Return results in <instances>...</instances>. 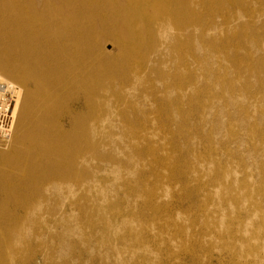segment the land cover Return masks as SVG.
Returning a JSON list of instances; mask_svg holds the SVG:
<instances>
[{
	"label": "bare ground",
	"instance_id": "bare-ground-1",
	"mask_svg": "<svg viewBox=\"0 0 264 264\" xmlns=\"http://www.w3.org/2000/svg\"><path fill=\"white\" fill-rule=\"evenodd\" d=\"M224 1H226V2L228 1V5H229L228 7L231 8V10L229 9L231 11V13L228 15L221 13V15L219 16L220 11L222 9L224 10V7H225V6H223ZM226 2H224L225 5L227 4ZM229 10H227V12H230ZM224 12H226V11H224ZM206 13L210 14L209 16L214 15V14H215V16L218 15V17L221 19H218L217 16H216L217 17L216 19L221 20V23L218 24L220 21H218V23H216L215 18H213V19L211 18L212 20H210L209 16H208V18L206 17L207 19L206 18L205 19L207 21L209 20L210 22L204 23V20H205L204 17L206 16L205 15ZM203 15H205V16H203ZM215 16H213V17H215ZM253 21L255 22L254 23L255 25H256V23H260V24H262L261 27L264 28V0H0V79L3 82L20 83L18 85H21L20 88H22V91H21L22 95L20 96L21 98H18L16 105H15V108H14V115L16 117V127H17L16 135L13 138V141H12L10 147H8L5 150L0 151V158H1V165H0V245H3L7 249V251L11 252L12 250H14L15 255L18 257L21 254L20 250H22V249L24 250L25 247H29L34 241L35 242L41 241L42 239L45 238V236L47 234H48V237L51 238V236H49V234H53L55 231L57 232V230L58 229L60 230L61 228L63 229L62 230L63 232H64V230L67 231L68 233L71 232V230H74V229L72 228L71 225H69V222H70L69 220L74 218V217L80 218L81 216H84L87 214H89L90 217L92 216L91 218L96 219L94 221L101 223L102 230H107L108 234L110 233L109 231H115V232L120 231L118 233H121L123 231V233L125 234L124 230H126L128 232H132L135 229L139 230L140 224L137 223V221L136 222L132 221L133 218L131 220L132 216L129 218V215L131 214V208H134L133 205H135L138 202V199L143 198L142 194L144 192L140 191L141 193H136V192L132 193L133 192L132 191L131 193L134 196L131 197L132 199H130V200L128 199L129 200L128 203L126 202V204H128V205L126 208L124 207V209H123L122 207L119 208L118 207L119 205L118 206L111 205V199H110V197L107 198V194L105 192L106 190L103 191L104 189L103 190L101 189V185L103 186L102 182L104 181V179L101 177V175L103 173V168L106 165H108L112 169V173L114 175L116 183L118 180L121 179V176H122V173L124 170L129 174L130 177H132V178L135 177L138 179V176H137V169L138 168H136L137 167V161L135 159L136 156H138V155L135 151H136V149L140 150V147L137 146V148H136L137 144L134 145V143H136L135 142L136 140L134 138V133H133L134 130H132L133 128H131L132 132H129L130 130L129 131L126 130V129H128L127 125L129 123H131V115L139 107V106L137 107L136 104L134 103V101H136V98H137V94H135L136 93V91H135L136 86L139 85L142 88L143 87L142 85L144 83L146 85V83H148V81L150 82L149 78L152 77V74L154 76V74L156 75V73H158L159 75H162L164 78H166V80L168 79V83H170V84H167V83L166 84L171 85L172 83H171V81L169 82V79L170 78L172 79L173 77L176 79V77H177L176 73L179 70H181V68L186 67L185 66V64H186L185 56H187V58H186L187 63L189 62L188 61L189 56L186 55L187 53H185V56H184L185 47L188 49H191L193 51V52H191V51H189V52L192 53V55H190L191 56L190 62L191 63L193 62L192 68L194 70V65H196L195 66V68H196L197 64L199 62V57L196 54V52L198 50L203 51L202 56H204V52H206L208 50V49L206 50L205 47L208 48L212 44V43L211 44L209 43L210 40H208V43L210 44L209 46L207 44V41L205 42V40H207L208 36H210L214 33H217V32H227V33L230 32L229 35H231V36H229V37H235L236 32H232L233 30L238 31V32L241 31L242 33L245 31L247 32V30H249L251 28L250 24ZM234 24H237L239 26L237 27V25H234ZM233 25L237 28V30L235 28H232V27H234ZM252 25H253V23H252ZM257 26H259V25H256V27ZM260 28H258V30L256 28H254V30L256 29L257 31H259ZM251 30L252 29H250V31ZM249 33H251L250 35L252 36V34L254 32H249ZM254 34H256V33H254ZM258 34H259V32H258ZM215 36L217 37V35H215ZM223 36L225 37V35H223ZM242 36H239V37H242ZM256 36H257V34H256ZM237 37L238 36H236V39H237ZM248 37H250V36L248 35ZM262 37H263V35H262ZM212 38L213 37L211 36V39ZM243 38H244V36H243ZM217 39H216V41H217ZM229 39L228 40L226 39V42L231 41ZM247 39L248 38H246V40ZM255 39H256V37H255ZM220 40L222 41V38ZM218 41H219V39H218ZM223 41H225V40L223 39ZM223 41L219 42V43L223 44ZM233 41H235V40H233ZM239 41L241 42L240 39H239ZM257 41L259 42V39ZM204 42L207 44L208 47L205 46L206 44ZM215 42L213 43V45L215 44ZM240 42H239V44H241ZM245 42L246 43L248 42V44H249V42H252V41L250 40V41H245ZM253 42H254V40H253ZM246 43H244V44H246ZM216 44L218 45V42ZM229 44H231V43H229ZM239 44H238V46H239ZM248 44H246V45H248ZM250 44H252V43H250ZM254 44H256V46H255L256 48L254 51H252L251 49L247 50L248 48L246 47V50L249 51L250 54H251V51L253 53H256L255 52L256 50L258 52H260V51L264 52V46L263 45H261L260 43L257 44L256 42H254ZM107 45L108 46L110 45L112 47V51H109V52L105 51V46H107ZM226 45H224V47ZM216 46H214V47H216ZM219 46H222V45L219 44ZM252 47L253 46H251V48ZM212 48H210L208 50V53H210L209 51ZM249 48H250V45H249ZM114 50H116V53L114 52ZM142 50H144L146 52V54L144 53V56H142V59H140V61L142 60L143 66L140 67L141 68L140 70L133 71L132 66L136 62V60L138 59L140 53L142 54ZM219 50L220 49H218L217 51H219ZM222 50L220 52L223 53L224 51H222ZM225 51H226V49H225ZM234 51L237 52V50H235V49H234ZM234 51H233V55L235 53ZM186 52H187V50H186ZM211 53L213 54L212 51H211ZM246 53H248V52H246ZM253 53L251 54L252 57H254L253 55H255ZM248 54H247V56H249ZM210 55L211 54H209L208 57H210ZM225 55H224V57H225ZM235 55H236V53H235ZM237 55H238V53H237ZM261 55H260V57H261ZM206 56L207 55L205 53L206 61H204V62H206V68H207V64L209 62V59L216 57L217 54H216V56L214 55V57L211 56L212 58L210 57L209 59ZM218 56L219 57L215 58L217 64H218L217 60L222 58L221 56H223V55H221V56L218 55ZM263 56L264 55H262V57ZM244 57H245V55H244ZM244 57H243V59L245 61L248 60V59H245L246 57L245 58ZM256 57L259 58L258 56H256ZM262 57H261V59H262ZM228 58H230L229 54H228L227 59ZM241 58L239 59L240 61L243 60ZM200 59H202V58H200ZM259 59H257V60H259ZM261 59H260V61H261ZM222 60H224V59L222 58L221 61ZM226 60L223 62H226ZM249 60L252 61V59H249ZM263 60H264V58H263ZM140 61H139V63H140ZM254 61H255V58H254ZM260 61H259V63H258V61L253 62V66H256L255 63H258L260 65ZM229 62H230V60H229ZM229 62H226V64ZM236 63H239V62H236ZM242 63H243V61H242ZM247 63L249 64L248 61H247ZM203 64L204 63L202 61V64L200 63V67H202V69H203V67L205 68V66H204L205 64L204 65ZM210 64L212 65V61ZM210 64H209V66H210ZM226 64H222V65L223 66L225 65V67L227 68ZM261 64H263V62ZM201 65H203V66H201ZM231 65H233V64H230L229 66L231 67ZM250 65H249V67L251 68V70L254 68L255 69L258 68V65L256 67H253ZM219 66H220L219 64L216 65L215 69H217V67H219ZM211 67H210V69H211ZM238 67H236V68L239 69ZM243 67H245V66H241V68H243ZM262 67H263V65H262ZM136 68H135V70H137ZM192 68H190V69L192 70ZM246 68H247V66H246ZM263 68H261V69H263ZM196 69H199V68H196ZM212 69H214V67H212ZM222 69H223V67H222ZM184 70H186V69H184ZM200 70H201V68L199 69V71ZM227 70H228V68H227ZM227 70L226 71L224 70V71L227 72ZM251 70L249 69V71H251ZM256 70H255V72H256ZM187 71H188V68H187ZM245 71H248V70H245ZM252 71H254V70H252ZM192 72H194V71H192ZM192 72L190 71L191 74H193ZM196 72H197V70L195 71V74H196ZM204 72H208V70H206V71L204 70ZM204 72H202V73H204ZM222 72H223V70H222ZM258 72L260 73L261 71H257V73ZM179 73L181 74V72H179ZM219 73L218 74L221 75V72H219ZM228 73L229 72H227V74ZM248 73L250 74V72H248ZM248 73H245V74L249 75ZM180 74H179V76H180ZM204 74H202V76H200L201 74H199L198 76H200V78L202 77L204 79L205 78V77H203ZM215 74H216V72H215ZM182 75L183 74H181V76ZM184 75H185V77L187 76L186 74H184ZM192 76H189V78L191 77V78H193V80H194V76L197 77L196 75H194L193 77ZM209 76H210V74H209ZM231 76H233V75H231ZM241 77H242V75H241ZM159 78H162V77H159ZM182 78H184V77L182 76ZM182 78L180 77V79H181L180 82L182 81ZM228 78H230V77H228ZM228 78H227V80H229ZM231 78L233 79L234 77H231ZM249 78H250V76H249ZM162 79H161V81H163V83H164V81H166V80L165 79L162 80ZM203 79H201V80H203ZM216 79L214 78V80H216ZM232 79H231V81H227V80H225V81H227L228 83L229 82L234 83V82H237L240 79V77L238 78V80L233 79V81H232ZM241 79H240L241 83L239 81L238 82L240 84H243L245 82L244 81L245 78L243 80H241ZM193 80H192V82L194 83L195 80L194 81ZM201 80H199V81H201ZM174 81H172V82H174ZM220 81H221V79H220ZM225 81H222V82H225ZM242 81H244V82L242 83ZM152 82H153V80H152ZM181 83L183 86L184 82H181ZM181 83H178V84H181ZM197 83H199V82L197 81ZM205 83H206V85L207 84L209 85V83H207V82H205ZM233 83H229V84H233ZM239 83L237 85H240ZM140 84H142V85H140ZM148 84H149L148 87H150L152 85V83H151V85H150V83H148ZM175 84L176 83L174 82V85ZM195 84H196V81L194 84L191 85L192 87H190L188 84H185V85H188L190 88H192L191 90H193V85H195ZM220 84H218V86ZM30 85H32V87H33L32 89H29ZM202 85H199V87H201ZM223 85H225V84L223 83ZM226 85H228V84H226ZM237 85H236V87H237ZM146 86H145V88L147 89ZM171 86H173V84ZM211 86H213V85H211ZM240 86H242V85H240ZM243 86H244V84H243ZM179 87H180V85H179ZM223 87L224 86H222V88ZM229 87L230 88H228V89H226V87H225V90L227 91L225 93H227V94H226V97H225V94H223L225 97V98H223V101H222V102H224L223 108H225V109H228V107L229 108L230 107H236L237 108L241 104H243L244 100H245V95H244L245 93H240V92H242V89L244 90V92L245 91L247 92L248 88L245 90L244 88L240 87L241 91L238 88L237 94H234L233 90H235V92H236L237 88L232 90L233 86L232 87L229 86ZM169 88H170V86H169ZM169 88H168V91L170 94H172L170 92L171 88H170V90H169ZM185 88H186V86H185ZM203 88H206V87H203ZM178 89H176V90H178ZM210 89L211 88H209V90ZM213 89L214 90L219 89V91H224V89L222 90L221 88H217V86L215 88L213 87L212 91H213ZM141 90H143V89H141ZM148 90H150V88H148ZM186 90H181V92H179V90H178V92L182 93ZM195 90H196L195 91L196 94H198L197 93L198 89H195ZM205 90L207 91L208 88H206ZM164 91H166V89ZM164 91H163V93H164ZM206 91L203 92L201 89V92H202L201 94L202 95H203V93L205 94ZM142 92H144V90ZM167 92H165V93L167 94ZM178 92L176 93V95L178 94ZM187 92H188V90H187ZM192 92L194 93V90ZM238 93H240V94H238ZM184 94H186V92ZM184 94H183L182 98L185 96ZM187 94H190V93H187ZM194 94H193V96H194ZM214 94H216V92L213 93V95L206 93L205 97H206V95H208V96L210 95V98H212L213 96H215ZM216 95L218 97L221 94L219 93ZM152 96L153 95H151L150 98ZM144 97L148 98L149 94L147 96L144 95ZM188 97H187V100H188ZM195 97H196V95H195ZM202 97H204V95ZM217 97H213V98L215 99ZM246 97H247V94H246ZM146 98H144V99H146ZM173 98L174 97H171L170 99H172L175 102V98L174 99ZM194 98H192V100ZM140 99H142V98H140ZM148 99L145 100V102H147ZM170 99H168V100H170ZM179 99H180V96H179ZM183 99H182V101H183ZM214 99H211V100H214ZM219 99H222V96H221V98L219 97ZM162 100L166 101V103H168L166 98H165V100L164 99H162ZM172 100H170V101H172ZM177 100H178V98H177ZM187 100H186V102H187ZM189 100H190V97H189ZM192 100H190V101H192ZM214 101H216V100H214ZM218 101L221 103V100H218ZM140 102L142 103L141 100H140ZM263 102H264V100H263ZM141 103L139 104L140 106H141ZM147 103H149V101ZM171 103H173V102H171ZM192 103L194 105L197 104L196 106H198V103H195L193 101H192ZM210 103L212 104L211 101H210ZM210 103H209V105H210ZM143 104H145V103H143ZM168 104H167V106H168ZM181 104H182V102H181ZM189 104H191V103L189 102ZM193 104H192V107H193ZM213 104L215 105V102ZM216 104H217V106L219 105L218 102ZM261 104H263V103H261ZM177 105H180V104L177 103ZM184 105H186V103ZM187 105H188V103H187ZM164 106H163V104H162V106L160 105V107H162V108H164ZM180 106L182 107V105H180ZM220 106L221 105H219L218 107H220ZM261 106H259V107L261 108ZM147 107H148V105H147ZM218 107H216V108H218ZM262 107L264 108V106H262ZM141 108L142 109L146 108V105H145V107L141 106L138 109L139 112H141L140 111ZM201 108H202V106H201ZM212 108L213 107H211V109ZM244 108H245V104H244ZM171 109L172 108H170V109L168 108L167 110L171 111ZM174 109H176V108H174ZM177 109H179V108H177ZM214 109H215V106L212 110L215 112L216 109L215 110ZM219 109H221V108H219ZM205 110H207V109L205 108ZM238 110H240V109H238ZM176 111L178 114V112L180 110L179 111L176 110ZM203 111H204V109L202 110V113H203ZM212 111H210V112H212ZM225 111H229V110H225ZM241 111H242V109H241ZM245 111H246V109H245ZM144 112H145V110H144ZM198 112H200V111H198ZM232 112H234V111H232ZM183 113H187V112L184 111ZM183 113H180L179 117H181V114L183 115ZM192 113H195V110H192ZM189 114L190 113H188V115L185 114V115H187V117H185V118H188ZM205 114H207V113H205ZM216 114H217V111H216ZM216 114H214V115L216 116ZM245 114H246L245 116L247 118V116H248L247 111ZM228 115H230V114H228ZM201 116H203V115L200 114V117ZM211 116H212V114H211ZM236 116H237V114H236ZM205 117H206V115H205ZM63 118L64 119L66 118V119L63 120L65 122L63 123L62 126H53L51 124L52 122L61 120ZM214 119H216V118H214ZM116 120L119 121V125L121 124L120 125V126H122L121 128L116 126L117 125ZM206 120H207V117L204 120V122ZM242 121H243V119H242ZM187 122H185V123H187ZM181 125H180V127H181ZM185 126H186V124H185ZM185 126H184V129H185ZM251 126H252V124H251ZM28 128H30V130L35 133L34 140H29L27 138V133H28L27 129ZM182 128H183V126L181 127V129ZM115 129H116V131L118 129V131H120V132L123 131V132H121L120 135L114 134V135L108 136V142H107L106 134L107 133L111 134V132L114 131ZM184 129H182V130H184ZM124 130L127 133L128 132L133 133L131 135L127 134L130 137L129 140L133 144L131 142L129 144H127V143L125 144V146L123 148L124 151L126 152L125 160H119L118 156L123 153L122 149L120 148L119 139H122V136H126V132H124ZM252 130H253V128H252ZM255 130H257V128H255ZM108 131H110V132H108ZM245 131H246L247 135H248V133L252 134L251 132L255 133V131H251V129H250V132H248L247 130H245ZM260 131H262V134H264L263 130H260ZM219 132H220V130H219ZM256 132H258V131H256ZM256 134H259V133H256ZM235 136L233 135L231 138L233 139V137L235 138ZM255 136L259 137V135H255ZM260 136H263V135H260ZM249 137H250V139H252L251 136H249ZM257 137H255V138L257 139ZM255 138H253V139H255ZM236 139H237V137H236ZM261 139H262V137L259 138V140H261ZM28 140L30 141L29 147H25L26 142ZM133 140H135V141H133ZM145 140H146V138H145ZM239 140L240 139L238 137V141H236V144H237V142H240ZM244 142L245 141H243V143ZM262 144H264V143H262ZM240 145L242 146L243 144H240ZM238 148H240V147H238ZM241 148H243V147H241ZM254 148L256 149L257 147H254ZM254 148H253V150H255ZM139 150H138V153H139ZM263 150H264V147H263ZM250 151H252V149ZM215 156L217 157V155H215ZM201 159H203V157ZM216 160L218 161V159H216V158L213 161L216 162ZM209 163L206 162L205 164L209 165ZM211 163H213L212 160H211ZM219 163H215V165L216 164L219 165ZM208 165H206L207 170H208V168H207ZM211 165L213 167L214 163ZM211 165H210V169H211V171H213V169L211 168ZM217 165L214 168H217ZM255 165L256 164L254 163V167H255ZM7 166H10V167H7ZM260 167H257L258 170ZM7 168L8 169L11 168V169L7 170ZM14 170H15V172L18 171L20 173V175H15V173L13 172ZM222 170H224V169H222ZM230 170L232 171L234 169L230 168ZM226 171H229V170H226ZM231 171L226 172L225 174L223 173L224 176H222V178L224 180L231 178V180H232L233 179L232 175L234 176L233 173L236 171V169H235V171H232V172ZM237 171H238V168H237ZM236 172H235L234 178L239 179V178H237L238 175L236 176V174H238V172L237 173ZM261 172H264V170L262 171V169H261ZM110 173H111V170H110ZM220 173H215V174H220ZM139 176H140V174H139ZM216 177H218V176L215 175V179H216ZM122 180L123 179H121V181ZM250 180H249V182H251ZM129 181H131V180H129ZM129 181H127V182H129ZM134 181H136V179H134ZM216 181L218 183L219 179ZM226 181H228V184H229V180H226ZM232 181H234V180H232ZM232 181H231V183H232ZM245 181H247V180H245ZM43 182H47V183L44 184ZM214 182H215V180H214ZM135 183H132V184H135ZM141 183H142V181H141ZM223 183H225V182H223ZM242 183H243V181H242ZM132 184H131V186H132ZM212 184H214V183H212ZM215 184L212 187H214L213 190H215L216 189L215 187H217V190H216L217 192L216 191L215 192L217 193V196L219 197V198L217 197L219 200L216 199V201L218 200L220 202L222 200V206H223V205H225V204H223L224 203L223 199L226 198L227 194L232 193L233 190H229L226 187L227 183L225 186L222 184L221 181L218 183V185L216 184L217 186ZM233 184H236V182ZM245 184L248 185L247 182ZM128 185H130V183ZM232 186H234V185H232ZM232 186L230 185L229 187H231V189H232ZM236 186L237 187L239 186L238 181H237V184L235 185V187H233V188L236 189L237 188ZM141 187H143V186H141ZM249 187L251 188L250 185H249ZM249 187H248V189L246 187L247 191L250 189ZM127 188H129V187H127ZM127 188H126V190H128ZM135 191L139 192V188H137ZM237 191H238V188H237ZM242 191H244V190H241V192ZM250 191L255 194V192H253L251 189H250ZM45 192L49 193V195H45ZM215 192H214V194L216 195ZM233 192H236V191H233ZM244 192H246V191H244ZM94 193L96 194L95 198L92 200L89 199L91 194L94 195ZM107 193H109V192L107 191ZM156 193H158V192H156ZM164 193H165V191H164ZM104 194H106V196ZM145 194L147 195L146 198L142 199V201L144 202V206H141V207H144L146 209L147 208H153L154 209V205H153L151 198L153 199V197H154L153 195H155V193L152 195L151 194L149 195L148 193H145ZM239 194H240V192H239ZM239 194H238V197L240 196ZM242 194H244V193H242ZM129 195H131V194H129ZM231 195H233V194H231ZM257 195H258L257 199L262 197V196H260L261 193H260V195L259 194H257ZM257 195H255V196H257ZM159 196H160V194H159ZM229 196L230 195L227 196L228 200H229ZM234 196H235V193H234ZM92 197H94V196H92ZM163 197H165V195ZM236 197H237V193H236ZM242 197H241V199H242L241 202L243 200L245 202H248L252 199V198L250 199V197H253V194H252V196L249 194H246L245 196H242ZM159 199L160 198L158 197V200ZM161 199H163V198L161 197ZM255 199H256V197H255ZM228 200H226V201L228 202ZM253 200H254V198H253ZM253 200H251V201H253ZM218 201H217V203H219ZM139 203H141V202L139 201ZM255 203L257 204V202H255ZM216 204H215V207H217L220 203L217 204V206H216ZM238 204H239L238 206H241L242 204H244V206L247 205V203H242V204L238 203ZM262 204H264V203H262V200H261V205ZM141 205H143V203ZM232 206H233V208H235L236 207L235 203H233V201L230 203L228 202V207L231 208ZM262 206H264V205H262ZM262 206H260V207H262ZM138 207H140V204H138ZM218 207L215 209H219ZM228 207H224L225 210H221L222 214L219 213L220 215L217 213L218 211L216 212V210L214 209L215 212L217 213V215L219 216V218L217 220H215L214 225H213L214 226L213 230L215 229L214 232L215 231L217 233L223 232L225 235L230 236L233 234V230H232V228H230L231 227V225H229L230 222L228 223V221H229L228 219H231V218H229L230 215L227 213H229L233 209L232 208H231V210L229 209L230 211L226 210ZM252 207L255 208L257 206L255 204H253ZM144 208H143V210H145ZM259 208L257 207L255 209H252L253 212L252 213L249 212V214H248L246 211L249 208L246 207L245 208L246 211L245 210H243V211H245L248 214V216H247V214L246 215L244 214L246 219L243 217L244 220L239 222V225H237L238 226L237 228H234V229H237L236 233L239 235V239H237L236 241H237V245L241 249H243L244 245H248V243L250 241H252L251 235L255 231V224L256 223H257V225L258 224H261V225L264 224V212L262 211L264 208L263 207H262L263 209L261 208L262 209L261 211L263 213L259 210ZM155 209H158V208L155 207ZM220 209H221V207H220ZM222 209H223V207H222ZM140 210H141V208H140ZM140 210L138 211V213L140 212ZM238 210H239V208H238ZM225 211H228V212L226 213ZM235 211H237V210H235ZM241 211H239V212H241ZM132 212L135 213L136 211L133 210ZM216 213L214 215H216ZM135 214H137V213H135ZM230 214H232V212ZM235 214L237 217L239 216L235 212L231 217H234ZM140 215H138V216H140ZM142 215H143V213H142ZM180 215H181V213H180ZM138 216L135 217L137 220H138ZM177 217H180V216H177ZM143 218H144V215H143L142 219ZM243 218H241V219H243ZM88 219L89 218L87 215L86 220L87 221L91 220V219H89V220ZM86 220H84V221H86ZM139 220L141 221L140 218H139ZM84 221H82V223H84ZM212 221H214V219H212ZM77 223H79V221H77ZM89 223L91 224L90 221H89ZM80 224L81 223H79L78 227L81 229ZM73 225H75V224L73 223ZM84 225L85 224H83V226ZM93 225L95 226L94 223H93ZM210 225L212 226V224H208L207 227H209ZM136 226H138L139 228L138 227L136 228ZM235 226H236V224L234 225V227ZM78 227L76 229H78ZM258 228H261V227L258 226ZM261 229L264 231L263 227ZM261 229H259V230H261ZM209 230H210V227H209ZM137 232H136V234H137ZM211 232H212V230H211ZM166 233H168V232H166ZM71 234L73 235V233H71ZM79 234H81V232L80 233L78 232V236H79ZM115 234H117V233H115ZM212 234H213V232H212ZM75 235L76 234H74L73 236H75ZM104 235H105V233H104ZM125 235H123V236H125ZM214 235H216V233ZM214 235H211V237L208 236V238H211V240H212ZM81 236H79V237H81ZM133 236H131V238ZM104 237H106V236H104ZM107 237H108V235H107ZM111 237H110V241H111ZM214 237H217V236H214ZM222 237H223V235H222ZM118 238H119V240L121 239L120 237H118ZM228 238H230V237H228ZM54 239H57V238L55 237ZM105 239L106 238H104V240ZM123 239H125V237L122 238V240ZM219 239L217 241H220ZM224 239H225V237H224ZM263 239H262V241H263ZM172 240H174V239H172ZM221 240H222V238H221ZM231 240H229V242ZM253 240L256 241V238ZM259 240L260 239H258L257 242H260ZM60 241H58V242H60ZM123 241L125 242V240H123ZM217 241H215V244L217 243ZM61 242H60V244H61ZM105 242L106 241H104L103 243H105ZM175 242H176V240H175ZM260 243H259V245H260ZM228 244H230V243H228ZM232 246H233V244H232ZM262 246H263L262 248L260 247L261 248V256L255 262L256 264H264V244ZM219 249H221V248H219ZM224 250H225L224 248L221 249V251H223V252H224ZM218 252H220V250H218ZM258 252H259V250H258ZM30 254H32V253H30ZM257 255H259V253L256 254V256ZM11 256H12V254H11ZM30 256H32V255H30ZM17 260H18V258H17ZM12 261H14V260H12ZM14 262H16V261H14ZM5 263H6V260H2V257H0V264H5ZM10 263H12V262H10ZM18 263L20 264V262H17L16 264H18ZM21 264H22V262H21Z\"/></svg>",
	"mask_w": 264,
	"mask_h": 264
},
{
	"label": "rangeland",
	"instance_id": "rangeland-1",
	"mask_svg": "<svg viewBox=\"0 0 264 264\" xmlns=\"http://www.w3.org/2000/svg\"><path fill=\"white\" fill-rule=\"evenodd\" d=\"M224 2H226V1H224ZM224 2H223V4H224L223 6H225L224 10L222 9L223 11L222 10L220 11L219 16L221 15V13L222 14L224 13L227 15L231 13V11H230L231 8L228 7L229 6L228 1L226 2L227 3L226 5ZM225 8L227 10L230 9L229 10L230 12H227V10ZM224 11H226V12H224ZM205 15H203V16H205L204 19L206 17L208 18V16L210 14L206 13ZM213 16H215V14L209 16V19L212 20L213 18H215L216 23H218V21H220L218 23V24H220L221 20H218V19H221V18H219L218 15H216L218 17V19H216L217 18L216 16L215 17H213ZM205 20H204V23L210 22L209 20L208 21L207 20L205 21ZM254 21L252 22L253 25H252V23L250 24L251 25L250 29H252L253 31L252 30L250 31V29L247 30V32L245 31L246 33L245 32L242 33L241 31L238 32L235 30L232 31V32H236V36L239 37V36L243 35L244 38L245 37L248 38L247 40H246V38L244 39L243 36L239 37V38L237 37V39H236V36L235 37H229V36H231V35H229L230 32L229 33L217 32V33H214V34L208 36L209 39L207 38V40H205V42L207 41L208 46L211 43L212 44H211V46L208 47L207 44L204 42L206 44L205 46L208 47V48L205 47V49L209 50L210 48L213 47L215 50L212 48L209 51L210 53H208V50H207L206 52H204V56H202L203 51L198 50L196 52V54L199 57V62H198L199 65L197 64L196 68H199V69L201 68V70H200L201 72L199 71V69L195 68L196 65H194V70H193V68H192L193 62L192 63L190 62L191 61L190 55H192L191 52H193V51L191 49H188L185 47L184 56H185V53H187L186 55L189 56L188 57L189 58L188 63H187V59H186L187 56H185V60H186L185 66L188 68V71H187L186 67L181 68V70H179L176 73V75H177L176 79L174 77L172 79L170 78L169 82L171 81L173 86H171L172 84L167 85V84H170V83H168V79L166 80V78H164L162 75H159L158 73H156V75L154 74V76L152 74V77H150L151 79L149 78L150 82L148 81V83H150V85L152 83V85L150 87H148L149 86L148 83H146V85L148 84L147 86L145 85V83L143 85L140 84L143 86L142 88L139 85L136 86V89H135L136 93L135 92L134 93L137 94V98H136V101H134V103L136 104L137 107L138 106L139 107L131 115V123H129L127 125L128 129H126V130L127 131L130 130L129 132H132V130H134L133 133H134V138L136 140V141L133 140L136 142V143H134V145L137 144L136 148L138 146V147H140V150H141L140 151L138 149L139 153H138L137 149L135 151L138 155L135 158L137 161V167L136 168H138L137 169L138 179L135 177L134 178L130 177L129 174L124 170L122 173V176H121V179H123V180L121 181V179H120L116 183L114 175L112 173V169L108 165H106V166H104L105 169L103 168V173L101 175V177L104 179V181L102 182L103 186L101 185V189L102 190L104 189L103 191L106 190L105 192L107 194V198L110 197V199H111V205H113V206L119 205L118 207L119 208L122 207L123 209H124V207L126 208L128 205V204H126V202L128 203V201L130 199H132L131 197L134 196L132 193H134V192L141 193L140 191L144 192L142 194L143 198L138 199V202L135 205H133L134 208H131V214L129 215V218L132 216L131 217V220L133 218L132 221H135V222L137 221V223L140 224V228L138 227L139 225L136 226V228L138 227L139 230L135 229L134 231H132L133 233L124 230L125 234L128 232L126 234L127 236L123 233L122 230H121L122 231L121 233H118L120 231H116V232L115 231H109L110 233L108 234L107 230H102L101 223L94 221L96 219L91 218L92 216L90 217L89 214H87L88 218L91 219L92 221L89 219L88 220L91 222L92 225L89 223V221L86 220L87 215H84L85 217L84 216H81L80 218L77 217L78 219L74 217V218L69 220L70 221L69 225H71L74 230H71V232L68 233L65 230L63 232L62 228L60 229L61 231L58 229L57 232L55 231L53 234H49V236H51V238L48 237V234H47L45 236V238L42 239L43 241L42 240L36 241V242L34 241L32 243L33 245L31 244L29 247H25L24 250L23 249L20 250L21 254H22V255L20 254L21 256L19 255L17 257L15 255L14 250L11 249L12 250L11 252L7 251V249L3 245H0V251H1L0 257H2V260H6L5 264H16L17 262H20V264H21V262H22V264H254L257 261V259L261 256V248L263 247L262 245L264 244L263 243L264 242V239H263L264 238V231L261 228L262 227L264 228V224H262V225L261 224L257 225V223L255 224V231L251 235L252 241L249 242L250 244L248 243V245H244L243 249H241L237 245L236 240L239 239V235L236 233L237 229H234V228L238 227L237 225H239L240 221L244 220V218L246 219L245 215L247 213L248 214H249V212L252 213L253 212L252 209H255L257 207L259 208L260 206L264 205V204L261 205V200H262V203H264V187H263L264 186V172H261V169H262V171L264 170V150H263L264 144H262V143H264L263 142L264 141V138H263L264 134H262V131H260V130H263V132H264V108L262 107V106H264V102H263V100H264V68H263L264 67V60H263V58H264V56L262 57V55H264V52L263 51L258 52L257 50L255 51L257 54L252 52L256 48L255 47L256 44H254V42H256L257 44L260 43L261 45L264 46V38H263L264 37V33H263L264 28L261 27L262 24H260V23H256V25H259L256 27V25L254 24L255 23ZM234 25H237V24H234ZM238 26L239 25H237V27ZM232 28H235L237 30V28L235 26ZM254 28H256L257 30H258V28H260V29H259V31H257L256 29L254 30ZM249 32L256 33L257 36L254 33L252 34V36L254 35L257 40L259 39V42L255 39L254 36L252 37L250 35L251 33H249ZM258 32H259V34H258ZM215 35H217V37ZM223 35H225V37ZM248 35L250 37H248ZM262 35H263V37H262ZM211 36L213 37L212 39H211ZM220 37L222 38V41H223V39L225 40V41H223V44L219 43V42H222L220 40L221 39ZM217 38L219 39V41ZM216 39H217V41H216ZM226 39L227 40L229 39L231 41L226 42ZM232 39L235 41H233ZM239 39L241 40V42L239 41ZM208 40H210V42H209L210 44L208 43ZM250 40L252 42H249V44H248V42L247 43L245 42V41H250ZM253 40H254V42H253ZM238 41L241 44H239ZM214 42H215V44L218 42V45L217 44H216L217 46L215 44L213 45ZM229 43H231V44H229ZM244 43H246L248 45H246ZM250 43H252V44H250ZM219 44H221L223 47L219 46ZM238 44H239V46H238ZM224 45H226V46L224 47ZM249 45H250V48H249ZM214 46H216V47H214ZM251 46H253V47L251 48ZM246 47L248 48L247 50H249V49L252 50V51L251 50L250 51H251V54L252 53L255 54V55H253L254 57H252V55L249 53V51L246 50ZM218 49H220V50L217 51ZM225 49H226V51H225ZM234 49L237 50V52L234 51ZM186 50H187V52H186ZM221 50L224 51L223 52L224 54L222 52H220ZM105 51L106 52L112 51V47L110 45L105 46ZM189 51H191V52H189ZM211 51L213 52V54L211 53ZM233 51L236 53V55L234 53L235 56L233 55ZM114 52L116 53V50H114ZM246 52H248L249 54ZM144 53L146 54V52L144 50H142V54L140 53V55L138 57L139 60L137 59L138 61L136 60V62L133 64V66H132L133 71H138L141 69L140 67L143 66L142 60L140 61V59H142V56H144ZM205 53H206V55H207L206 57L208 59L211 56L212 57H214V55L216 56V54H217L216 57H214V58L211 57L212 59H209V62L207 64V68H206V62H204V61H206ZM237 53H238V55H237ZM209 54H211L210 57H208ZM228 54L230 57L228 59L230 60L231 63L227 59ZM247 54L249 56H247ZM218 55H220V56L223 55L221 57L224 60L221 61L222 58H220V59L218 58L219 60H217V62L220 66L217 67V69H215V66L218 65L216 63L215 58L219 57ZM224 55H225V57H224ZM244 55H245V57L246 56L247 57L245 58ZM260 55H261L262 59H261ZM237 56L238 57L240 56V57L238 58ZM256 56H258L261 59V61ZM243 57L245 59H248V60L245 61L243 59ZM200 58H202V59H200ZM240 58L243 59L242 61L244 64L242 63V61L239 60ZM254 58H255V61H254ZM249 59H252V61ZM257 59H259V60H257ZM201 60L205 64V65L204 64L203 65L206 68L205 69L203 67V69L205 71L208 70V72H204L202 67H200V63L202 64ZM225 60H226V62H229V63L226 64V62H223ZM256 60L258 61V63L260 61L261 66L258 63H255L256 66L258 65V68H256L257 70L254 68V69H252L254 71H252L251 68L249 67V65L251 64L250 66H253V62H257ZM139 61L141 64L139 63ZM211 61H212L213 66L210 64ZM247 61L249 62V64L247 63ZM236 62H239V63H236ZM262 62H263V64H261ZM209 64H210V66H209ZM222 64H226L228 70L225 67V65L223 66ZM230 64H233L234 66L231 65V67H230L229 66ZM203 65H201V66H203ZM262 65H263V67H262ZM211 66L214 67L215 70L212 69ZM221 66L223 67V69ZM241 66H245V67L241 68ZM246 66L248 69L246 68ZM256 66H253V67H256ZM189 67L192 68V70ZM210 67H211V69H210ZM236 67H238L239 69H237ZM135 68L137 70H135ZM261 68H263V69H261ZM184 69H186V70H184ZM249 69L253 73L251 71H249ZM196 70L198 73L200 72L199 73V74H201L200 76H202V74L205 73L203 76L205 78L204 79L202 77L200 78V76H198L199 74L197 72L195 74ZM222 70H223V72H222ZM224 70L225 71L227 70V72H229V73L227 74V72H225ZM245 70H248V71H245ZM255 70H256V72H255ZM190 71L191 72L194 71V72H192L193 74H191ZM257 71H261V72L257 73ZM179 72H181V74H183L182 76L184 78H182V76ZM202 72H204V73H202ZM215 72H216V74H215ZM219 72H221L222 76L219 75L220 74ZM248 72H250V74ZM245 73H248L249 75H247ZM179 74H180V76H179ZM184 74H186L187 76L185 77ZM209 74H210V76H209ZM192 75L197 76V77L194 76V80L196 81V84L193 85V90H194L195 94L192 92L193 91V90H191L192 88H190V87H192L191 85L195 83L193 78H191V77H190L191 79L189 78V76H192ZM231 75H233V76H231ZM241 75H242V77H241ZM249 76H250V78H249ZM159 77H162L163 79L159 78ZM180 77L182 78L181 82H184L183 86H182V83L180 82V80H181ZM226 77L227 78L230 77V78H228L229 80H227ZM231 77H234L233 79H237V80L239 77H240V79L242 78L241 80H243L245 78L244 79L245 82L242 81V83L244 82L243 83L244 86H243V84H240L241 83L240 79L238 80L240 83L238 81L237 82L240 85H242L243 87L240 85H237L238 84L237 82H234V83L229 82V83H233V84H229L227 81H231V79H232ZM186 78L187 79L189 78V79L187 80ZM214 78L215 79L217 78V79L214 80ZM161 79L166 80V81H164L165 84L163 83V81H161ZM198 79L199 80L203 79V80L199 81ZM220 79H221V81H220ZM233 79H232V81H233ZM152 80H153V82H152ZM192 80L194 81V83L192 82ZM225 80H227V81H225ZM172 81H174L176 83L175 84L176 86L174 85V82H172ZM197 81L199 83H197ZM222 81H225V82H222ZM205 82L209 83V85L207 84L209 87L206 85ZM178 83H181V84H178ZM223 83L225 85H223ZM14 84L19 86V89L22 91V88H20L21 85H18L20 83H14ZM185 84H188L190 87L188 85H185ZM198 84L199 85L203 84L201 86L202 88L199 87ZM214 84L217 86V88H221L222 90L224 89V91H219V89H215V90L213 89V91H212V88L216 87ZM218 84H220L221 86L220 85L218 86ZM226 84H228V85H226ZM144 85L147 87V89L145 88ZM179 85H180V87H179ZM211 85H213V86H211ZM236 85H237V87H236ZM30 86H29V89H32L33 88L32 85H30ZM169 86H170L171 90H170ZM185 86H186V88H185ZM222 86H224V87L222 88ZM229 86H231V87L233 86L232 90L237 88L236 92H235V90H233L234 94H237L238 88L240 91H241V88H244L245 90L247 88L249 89V90L247 89V92L246 91L244 92L243 89H242V92H240V93H245L244 94L245 100H244V103L241 104L237 108L236 107H230V108L228 107V109L223 108L224 102H222V101H223V98H225L226 94H227V93H225V92H227L225 90V87H226V89H228V88H230ZM203 87L208 88V90L206 91L205 90L206 88H203ZM148 88H150V90H148ZM168 88L172 94L169 93ZM194 88L198 89V91H197L198 94H196V92H195L196 90ZM209 88H211V89L209 90ZM141 89H143L144 92H142L143 90H141ZM165 89H166V91H164ZM176 89H178L179 92H181V90L187 89L188 92L186 90L182 93H179L178 90H176ZM201 89L203 92L206 91V93H208V94L213 95V93L216 92V94L220 93L221 95H219L217 97V95L214 94L215 96H213V97L218 98V99L217 98L214 99L213 97L210 98V95L209 96L206 95V97H205L206 93L205 94L203 93L204 97H202L203 95L201 94L202 93ZM163 91H164V93H163ZM165 92H167V94ZM177 92H178V94L176 95ZM185 92H186V94H184ZM187 93H190V94H187ZM192 93L194 94V96ZM240 93H238V94H240ZM148 94H149V97H148L149 99L144 97V95L147 96ZM183 94L185 95L183 97L184 99L182 98ZM223 94H225V97ZM246 94H247V97H246ZM151 95H153V96L150 98ZM187 95L190 97V100H192V98H194L196 95V97L192 101L195 103H198V106H196L197 104L194 105L192 103V101L189 100V97ZM179 96H180V99H179ZM221 96H222V99H219V97L221 98ZM169 97L170 98L174 97L176 103L172 99H170ZM187 97H188V100H187ZM140 98H142V99H140ZM144 98H146V99H144ZM165 98L169 104L166 103V101L162 100V99L165 100ZM177 98H178V100H177ZM181 98L183 99V101ZM206 98L207 99L209 98L210 100L209 99L207 100ZM137 99L138 100L140 99L142 101V103L140 102V100L138 101ZM147 99H148L149 103H147L148 101L145 102V100H147ZM168 99H170L172 101H170ZM211 99L216 100L218 102V104L220 103L218 100H221V103L219 104L221 106L218 107L219 105L217 106V104H216L217 102L214 100H211ZM186 100H187V102H186ZM188 101L191 104H189ZM210 101L212 102V104L215 102V105L214 104L212 105L210 103ZM171 102H173V103H171ZM181 102H182V104H181ZM140 103H141L142 107L143 106L145 107V105H146V108L148 110L146 108H143V109L141 108L140 109L141 112H139L138 109L141 107L139 105ZM143 103H145V104H143ZM177 103L182 105V107L180 105H177ZM183 103L184 104L186 103V105L188 103V105L186 106ZM209 103L211 106L209 105ZM261 103H263V104H261ZM162 104H163V106L165 105L164 108L160 107V105L162 106ZM167 104L169 107L167 106ZM192 104H193V107H192ZM244 104H245V108H244ZM147 105H148V107H147ZM200 105L204 109L203 113L208 114V115L205 114L207 117V120H206L207 122L206 121L204 122L206 117L202 113L203 109L201 108ZM214 106L216 109V110L214 109L215 112L212 111ZM259 106H261V108ZM211 107H213V108L211 109ZM216 107H218V108H216ZM168 108L169 109L172 108L171 111H168L167 110ZM174 108H176V109H174ZM177 108H179V109H177ZM205 108L207 110H205ZM219 108H221V109H219ZM238 109H240V110H238ZM241 109H242V111H241ZM245 109L248 113L247 115L249 116V117L247 116L248 119L245 116L246 115ZM144 110L146 113L144 112ZM176 110H178V111L180 110L178 112V114H177ZM192 110H195V113H192ZM197 110L200 112H198ZM225 110H229V111H225ZM184 111L187 113H183ZM210 111H212V112H210ZM216 111H217V114H216ZM232 111H234V112H232ZM180 113H183V115L181 114V117L182 116L184 117V118L182 117L183 119L181 117H179ZM188 113H190L191 115L189 114L188 118H185V117H187ZM199 113L202 114L203 116L200 117ZM210 113L212 114V116ZM185 114H187V115H185ZM214 114H216V116ZM228 114H230V115H228ZM236 114H237V116H236ZM214 118H216V119H214ZM65 119L63 118L61 120L52 122L51 124L53 126H62L63 123L65 122L63 120H65ZM242 119H243V121H242ZM185 122H187V123H185ZM250 123L252 124V126ZM116 124H117L116 126H118L120 128L122 127V126H120L121 124L119 125L118 120H116ZM185 124H186V126H185ZM180 125H181V127L183 126L182 129H184V126H185V129L182 130ZM131 128H133V129L131 130ZM252 128H253V130H252ZM255 128H257V130H255ZM250 129H251V131H255V133L251 132L253 135L248 133V132H250ZM16 130H17V127H16V117H15V127H14L13 138L16 135ZM219 130H220V132H219ZM245 130L248 131L247 133L249 136H251L252 139H250V137L246 134ZM27 131H28L27 138L29 140H34L35 133L33 131H31L30 128H28ZM256 131H258V132H256ZM108 132H110V131H108ZM121 132H123V131H121ZM121 132L118 131V129H117V131L115 129L114 131L111 132V134L107 133L106 134L107 142H108V136H111L114 134L120 135ZM124 132H126V131L124 130ZM129 132L128 133L126 132V136H122V139H119L120 148L123 151V153L118 156L119 160H125L126 152L124 151L123 148H124L126 143L129 144L131 142L129 140L130 139L129 135L133 134V133H129ZM256 133H259V134H256ZM127 134H129V135H127ZM233 135L234 136L236 135V136H235V138L233 137V139H232L231 137ZM255 135H259V137L255 136ZM260 135H263V136H260ZM236 137H237V139H236ZM238 137L240 139L239 140L240 142H237V144H236V141H238ZM255 137H257L258 140ZM261 137H262V139L259 140V138H261ZM13 138L11 140V143L13 141ZM145 138H146V140H145ZM253 138H255V139H253ZM29 140L26 142L25 147H29V144H30ZM242 140L245 142L243 143ZM11 143L8 146H6V148L2 144H0V151L5 150L8 147H10ZM240 144H243V145L241 146ZM238 147H240V148L243 147V148L240 149ZM252 147L253 148L257 147L256 149L258 151L255 148H254L255 150H253ZM251 149H252V151H250ZM215 155H217V157ZM202 157H203V159H201ZM214 157L216 159H218V161L220 163L217 160H216V162L213 161L215 159ZM211 160L214 163V165H215V163H219V165L216 164L217 168H214V167H216V165L215 166L213 165V167H212L211 164H213V163H211ZM206 162H208V163L210 162L209 165L205 164ZM254 163L256 164L255 167H254ZM0 165H1V158H0ZM206 165H208V167H207L208 170L206 169ZM210 165H211V168L213 169V171H211ZM7 167H10V166H7ZM257 167H260L259 168L260 171L258 170ZM230 168L234 169L232 171H235V169L237 171V168H238V171H237L238 174H236V176L238 175L237 178H239V179L234 178L236 171L233 173L234 176L232 175V178H233L232 180H234L236 182V184H237V181L239 183V186L238 187L236 186L238 188V191H237V188L236 189L233 188V187H235L236 184H233L235 182L232 181L231 178L225 179V180L222 178V176H224V174L226 172L231 171ZM9 169H11V168H9ZM9 169L7 168V170H9ZM222 169H224V170H222ZM110 170H111L112 174L110 173ZM226 170H229V171H226ZM219 171L220 172L222 171V172L220 173ZM13 172L15 173V175H20V173L18 171L15 172V170H14ZM138 173L140 174L141 177L139 176ZM215 173H220V174H215ZM215 175L218 176V177H216V179H215ZM212 178L215 180V182ZM134 179H136V181H134ZM218 179H219L218 183L221 181L224 186L227 183L226 187L229 190L236 191V192L232 191V193H229L226 195V198L223 199V201H224L223 204H225L223 206H222V200L220 202L218 201L219 197L217 196V193H216L217 187H215L216 188L215 190H213L214 187H212L215 183L218 185V183L216 181ZM129 180H131V181H129ZM226 180H229V184H228V181H226ZM245 180H247V181H245ZM249 180L251 182H249ZM127 181H129V182H127ZM141 181H142V183H141ZM231 181H232V183H231ZM242 181H243V183H242ZM223 182H225V183H223ZM244 182L245 183L247 182L248 185H246ZM43 183L46 184L47 182H43ZM129 183H130V185H128ZM132 183H135V184H132ZM212 183H214V184H212ZM131 184H132V186H131ZM140 185L143 187H141ZM230 185L231 186L234 185V186H232V189H231V187H229ZM249 185L251 186V188L249 187ZM126 186L129 187L130 189L127 188ZM125 187L128 190H126ZM246 187H247V189L249 187L253 192H255V194L252 193L250 191V189L247 191ZM137 188H139V192H137L138 190L135 191ZM241 190H244L246 192H244V191L241 192ZM107 191L109 193H107ZM164 191H165V193H164ZM249 191L253 194V197H250V199L252 198L251 200H253V198H254V200L251 201L249 199L250 201H248V202H245L244 200H243L244 202L243 201L241 202L242 196H245L246 194H249L252 196V194ZM156 192H158V193H156ZM214 192L216 193V195L214 194ZM239 192H240V194H239ZM46 193L47 192H45V195H49V193H47V194ZM145 193H148L149 195L150 194L152 195L155 193V195H153L154 196L153 199L151 198L153 205H154V209L153 208H147L148 209L147 210L146 208L141 207V206H144V202L142 201V199H145L147 196ZM234 193H235V196H234ZM236 193H237V197H236ZM242 193H244V194H242ZM260 193H261V195H260ZM92 194L90 196L91 198L89 197V199H91V200L94 199L96 196L95 193H94V195H92ZM106 194H104V195L106 196ZM129 194H131V195H129ZM159 194H160V196H159ZM231 194H233V195H231ZM238 194L240 195L239 197H238ZM257 194L262 196L261 197L262 199L261 198L257 199V197H258ZM164 195H165V197H163ZM228 195H230L229 200L227 199ZM255 195H257V196H255ZM92 196H94V197H92ZM158 197L160 198L159 199L160 201L158 200ZM161 197L163 199H161ZM255 197H256V199H255ZM230 198L231 199L233 198V199L231 200ZM216 199H218L217 201L221 205L219 203H217ZM226 200H228L229 203L232 201H233V203H235L236 207L233 208V206H232L231 208L234 211L237 210L235 212L237 213V215H239L238 217L236 216V214L234 217H231L235 212L233 210H231L230 207H228V202ZM139 201L141 203H139ZM254 201L257 202V204ZM142 203H143V205H141ZM216 203L219 204L218 205L219 207L217 206ZM238 203H240V204L247 203V205L244 206V204H242L241 206H238L239 205ZM138 204H140V207H138ZM215 204L219 209H215V208H217V207H215ZM253 204H255L257 207L253 208L252 207ZM155 207L158 209H155ZM220 207H221V209H220ZM222 207H223V209H222ZM224 207H228L226 210H229V209L231 210V211L229 210L230 211L229 213H227L228 211H225L227 214L230 215V216L228 215L229 218H231V219H228L229 220L228 223L230 222L229 225H231V227L229 225L228 226L230 228H232V230H233V234L230 236L225 235L223 232H221L222 234L217 233L216 231L214 232L215 229L213 230L214 222H215V220H217L219 218L217 213L222 214L221 210H225ZM237 207L239 208V210ZM246 207L249 208L247 211L245 209ZM262 207L264 208V206H262ZM262 207L259 208L260 211L263 209ZM140 208H141V210H140ZM143 208L145 210H143ZM132 209L135 210L136 211L135 213H137L138 215H140V214L142 215V213H143L144 218L142 219L143 215L142 216L140 215L141 216L140 217L137 214H135L134 212H132L133 211ZM214 209L216 210V212L217 211L218 212L216 213ZM139 210H140V212H139L140 214L138 213ZM243 210H245L247 213ZM239 211H241V212H239ZM262 211L264 212V209ZM231 212H232V214H230ZM180 213H181V215H180ZM215 213H216V215H214ZM248 214H247V216H248ZM137 216H138V220L140 218L141 221L140 220L138 221L135 218ZM177 216H180V217H177ZM241 218H243V219H241ZM83 219L86 221H84ZM212 219H214V221H212ZM77 221H79V223H81L80 224L81 229L78 227L79 223H77ZM82 221H84V223H82ZM73 223L75 225H73ZM93 223L95 224V226L93 225ZM83 224H85V225L83 226ZM208 224H212V226L211 225L209 226L210 230H209V227H207ZM235 224H236V226L234 227ZM258 226H260L261 228H258ZM77 227H78V229H76ZM259 229H261V230H259ZM211 230H212L213 234H212ZM77 231L79 233L81 232V234H79V236L82 235L81 237L78 236ZM135 231L136 232L138 231L137 234ZM166 232H168V233H166ZM71 233H73V235L74 234H76V235L73 236ZM104 233H105V235H104ZM115 233H117V234H115ZM215 233H216V235H214ZM106 234L108 235V237ZM122 234L125 236H123ZM211 235H214L217 237L213 236L214 240L213 239L211 240V238H208V236L211 237ZM222 235H223V237H222ZM104 236H106V237H104ZM131 236H133V237L131 238ZM55 237L57 239H54ZM110 237H111V241H110ZM118 237H120L121 239L119 240ZM124 237H125V239H123V240H125V242L122 240V238H124ZM220 237L222 238V240ZM224 237H225V239H224ZM228 237H230L232 240ZM104 238H106V239L104 240ZM227 238L229 240H231L233 243L231 241L229 242V240ZM255 238H256V241L253 240ZM172 239H174V240H172ZM218 239L220 241H217ZM258 239H260L259 240L260 242L262 241V239H263V241L261 243L257 242ZM175 240H176V242H175ZM58 241H60L61 244ZM104 241H106V242L103 243ZM215 241H217L216 244H215ZM224 241L225 242L227 241V242L225 243ZM228 243H230V244H228ZM231 243L233 244V246ZM259 243H260V245H259ZM219 248H221V249L224 248L225 249L224 252L221 251V249H219ZM218 250H220L221 253L218 252ZM258 250H259V252H258ZM30 253H32V254H30ZM258 253H259V255H257L258 256L257 257L256 254H258ZM11 254H12V256H11ZM30 255H32V256H30ZM17 258L19 261L17 260ZM12 260H14L16 262H14ZM10 262H12V263H10Z\"/></svg>",
	"mask_w": 264,
	"mask_h": 264
},
{
	"label": "built area",
	"instance_id": "built-area-1",
	"mask_svg": "<svg viewBox=\"0 0 264 264\" xmlns=\"http://www.w3.org/2000/svg\"><path fill=\"white\" fill-rule=\"evenodd\" d=\"M21 90L13 82H3L0 79V144L8 146L11 143L15 127L14 108Z\"/></svg>",
	"mask_w": 264,
	"mask_h": 264
}]
</instances>
